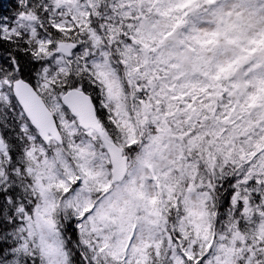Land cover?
Instances as JSON below:
<instances>
[{
  "label": "rangeland",
  "instance_id": "374dc122",
  "mask_svg": "<svg viewBox=\"0 0 264 264\" xmlns=\"http://www.w3.org/2000/svg\"><path fill=\"white\" fill-rule=\"evenodd\" d=\"M56 2L62 22L93 17L89 44L81 50L90 49L109 85L121 144L131 150L130 168L124 181L111 182L103 144L68 113L48 77L47 101L81 156L74 162L62 145L45 144L24 126L41 202L31 214L12 207L18 220L11 233L19 246L36 245L40 264H70L80 247L94 264H146L161 249L163 264H261L264 203L251 228L259 237L246 236L234 222L214 226L212 218L214 183L227 168L235 167L239 182L233 208L247 203L254 178L264 182V0ZM18 24L36 33L32 16ZM50 47L55 52L46 76L65 69L68 54L74 57L69 42ZM7 81L0 78L3 99L11 92ZM140 133L147 140L135 145ZM6 155L0 139V182ZM156 179L166 198L178 187L185 214L169 217ZM66 219L79 233L71 253ZM20 256L14 248L5 264H17Z\"/></svg>",
  "mask_w": 264,
  "mask_h": 264
},
{
  "label": "trees",
  "instance_id": "16d2710c",
  "mask_svg": "<svg viewBox=\"0 0 264 264\" xmlns=\"http://www.w3.org/2000/svg\"><path fill=\"white\" fill-rule=\"evenodd\" d=\"M101 5L103 9L104 2H101ZM58 12L56 0H0V78L8 80V83L11 79L21 76L29 81L45 99L47 98L43 86L48 77L47 82L59 94L71 87H81L92 96L97 115L106 134L121 144L122 136L121 131L117 130V116L112 103L108 100L109 85L94 64L90 49L81 50V47L89 44L87 27L93 23V17L90 14L86 16V19L88 17L92 20L91 22L73 17L61 22ZM23 14L32 15L36 20L37 37L17 25L16 20ZM121 33L122 31L119 34ZM58 41L69 42L75 46L74 58H67V66L64 70H56L46 76L45 65L51 58L50 54L55 52L50 46ZM110 54H113L112 46ZM56 117L60 127L57 114ZM28 124L11 93L7 99L0 98V139L7 150V155L3 159L4 174L0 182V264H5L10 258L13 248L21 251L17 264H40L39 249L33 243L29 244L28 249L20 247L18 240L11 233L17 227L18 220L14 218L12 207H22L24 211L28 210L31 214L41 202V194L36 188V179L33 172L29 170L32 161L27 152L28 140L24 131V126ZM30 130L35 134L33 128ZM60 130L63 135L62 148L69 154L70 159L76 162L74 155L81 156L76 141L73 138L71 140L63 129ZM146 140L144 134L140 133L135 145L143 144ZM124 150L128 154L131 152L125 147ZM217 177L214 183L215 215L212 218L214 226L217 224L221 227L234 222L241 228L240 232L246 236L250 234V237H259V231L255 229L251 232V228L258 225L259 216L263 210V181L253 179L247 194V203H242L240 199L241 209H236L232 204L239 184L235 167L227 168L224 174ZM155 184L164 198L165 207L171 219L178 211L182 214L186 213L184 195L178 187L168 193L166 198L161 191L159 179H156ZM259 205H262L260 212L257 210ZM245 207H248L252 213H247L248 215L245 216L243 211ZM65 222V232L69 240L67 244L71 253L75 248L74 242L79 240V233L74 220L66 219ZM257 239L254 238L255 241ZM75 250L74 256H71V264H78V260L79 264H94L89 256L86 257L89 253L83 247L75 248ZM162 253L161 249L160 253L151 255L146 264H163L165 256L161 257ZM258 258L261 264H264V257L258 256ZM187 261L188 264H206L205 261L191 259ZM127 264H134V262L129 261Z\"/></svg>",
  "mask_w": 264,
  "mask_h": 264
},
{
  "label": "water",
  "instance_id": "95a60500",
  "mask_svg": "<svg viewBox=\"0 0 264 264\" xmlns=\"http://www.w3.org/2000/svg\"><path fill=\"white\" fill-rule=\"evenodd\" d=\"M12 92L31 125L37 129L39 136L45 142L52 137L62 143V135L55 116L36 89L19 77L12 81ZM61 101L73 115L79 118L82 128H92L99 133L110 158L112 181H122L128 171V155L123 152L120 145L105 136L92 97L83 89L74 87L62 94Z\"/></svg>",
  "mask_w": 264,
  "mask_h": 264
},
{
  "label": "bare ground",
  "instance_id": "6f19581e",
  "mask_svg": "<svg viewBox=\"0 0 264 264\" xmlns=\"http://www.w3.org/2000/svg\"><path fill=\"white\" fill-rule=\"evenodd\" d=\"M13 249H14V248H13ZM13 249H12V250H13ZM12 250H11V252H10V253H11V256H12ZM11 256H10V258H11ZM7 260H8V259H7Z\"/></svg>",
  "mask_w": 264,
  "mask_h": 264
}]
</instances>
